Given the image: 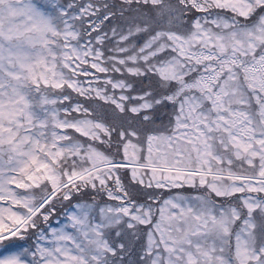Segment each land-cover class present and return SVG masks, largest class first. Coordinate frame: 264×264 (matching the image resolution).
I'll use <instances>...</instances> for the list:
<instances>
[{
  "label": "snow or ice",
  "instance_id": "obj_1",
  "mask_svg": "<svg viewBox=\"0 0 264 264\" xmlns=\"http://www.w3.org/2000/svg\"><path fill=\"white\" fill-rule=\"evenodd\" d=\"M0 264H264V0H0Z\"/></svg>",
  "mask_w": 264,
  "mask_h": 264
}]
</instances>
